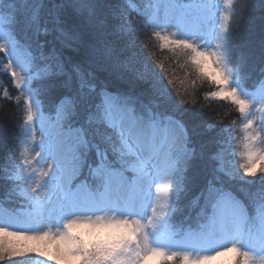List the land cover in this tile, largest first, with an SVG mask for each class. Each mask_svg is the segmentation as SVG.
I'll use <instances>...</instances> for the list:
<instances>
[{
  "label": "snow or ice",
  "instance_id": "1",
  "mask_svg": "<svg viewBox=\"0 0 264 264\" xmlns=\"http://www.w3.org/2000/svg\"><path fill=\"white\" fill-rule=\"evenodd\" d=\"M227 4L222 20L216 0H147L143 10L130 0L8 5L12 24L32 43L22 45L14 27L0 32L15 86L27 91L26 120L0 166V179L11 186L5 200L19 197L15 208L0 202V264L31 256L43 264H208L224 256L228 264H264V149L256 146L264 137L248 134L242 172L225 169L221 149L193 138L184 102L167 111L174 82L137 67L116 44L151 28L164 48L190 57L199 77L217 87L211 96L230 100L251 129L258 101L241 86L244 61L232 38L250 5ZM21 49L35 66L33 73L23 60L17 64L23 78L13 67ZM91 58L107 62L119 84L99 80L86 66ZM215 127L209 122L206 130ZM197 169L208 171L191 201L196 219L176 227ZM236 183L246 199L233 191ZM116 224L125 227H110Z\"/></svg>",
  "mask_w": 264,
  "mask_h": 264
},
{
  "label": "trees",
  "instance_id": "2",
  "mask_svg": "<svg viewBox=\"0 0 264 264\" xmlns=\"http://www.w3.org/2000/svg\"><path fill=\"white\" fill-rule=\"evenodd\" d=\"M113 4H119L121 0H110ZM129 2V0H125ZM240 0H236L234 5ZM250 5L242 14L240 22L232 30V38L237 48L234 50L236 57H243V79L241 86L247 92L256 91L264 84V0H245ZM19 0H5L0 8L8 11L12 16L14 8L8 5H16ZM131 7L136 10H143L147 0H130ZM135 15V13H133ZM144 12L141 11V16ZM141 17H137L140 19ZM147 24V22H145ZM11 27L15 28L16 35L23 43H32L29 34L17 23ZM127 33V29H125ZM116 44L124 50L127 56H133L137 67L147 66L157 75H161L166 81L172 80L171 85L173 97L169 93L170 99L167 104V111H172L178 101L184 103L180 105L183 112V119L193 131V138L196 140L213 142L214 150L221 149L220 163L227 170H237L242 172L240 167L243 164L242 150V114L238 108L229 100H221L211 96L212 91H217V87L210 81L199 77L198 73L191 66L190 57L173 51L171 48H164L162 42L155 35V32L145 26L142 31L132 34H124L116 39ZM35 45L33 44V50ZM8 57L0 53V166L3 165L8 150L12 144L13 136L20 131L21 125L26 120L25 100L27 91L22 86H15L8 68ZM161 65L163 68H161ZM96 72L101 81L109 83L111 86L118 85L119 81L111 73V68L102 58H91L86 65ZM42 106L45 110L49 107V101L42 98ZM209 122L215 123L216 127L212 131L206 130ZM197 133H202L198 136ZM220 141V144H216ZM199 171V169H197ZM207 169L198 173L197 182L191 186V190L185 194L181 200L182 211L175 216L176 227L182 224L191 223L196 219V211L191 201L199 193L207 178ZM3 171L0 170V176ZM11 186L0 179V202L4 207L15 208L19 206V197L13 195L10 200H5V195ZM259 185L251 186L252 190H258ZM233 191L241 199H246L245 191L236 183L232 185ZM185 217H189L185 220ZM21 260V259H20ZM23 261V260H22ZM15 264V262H7Z\"/></svg>",
  "mask_w": 264,
  "mask_h": 264
},
{
  "label": "rangeland",
  "instance_id": "3",
  "mask_svg": "<svg viewBox=\"0 0 264 264\" xmlns=\"http://www.w3.org/2000/svg\"><path fill=\"white\" fill-rule=\"evenodd\" d=\"M235 1L236 0H234V3H235ZM4 2H5V0H0V6H2V4ZM208 2H212V0H208ZM216 3L219 4V8L216 10L217 11V20H222V17L224 15L223 10L228 8L227 0H216ZM12 17L13 16L8 11L0 8V32L7 33V32L12 30V28H13V27H11ZM217 27H218V25H217ZM162 34L170 35L171 33L169 32V33H162ZM20 42L22 45L24 44L22 41H20ZM13 59L16 61V64H14L13 67H15V70L17 72L21 73L22 78L25 77L26 74H25L23 69L16 66L22 60L25 62L28 70L32 71L34 73L35 66L28 61L27 56L23 52V49H21L18 53H15L13 56ZM245 94L249 95L250 97H255L258 102L256 103V105L254 107L253 115H252V119L255 121L253 128L245 129L244 125L247 121L245 119V116L242 114L243 118L241 121V126H242V150H243V152H244V144L247 143V137H248L249 133H258L261 137H264V124H262V122H264V105L259 103V99L261 97H264V84H262L256 91L245 92ZM37 139H38V137H37ZM256 146H257V148L264 149V143L257 142ZM243 159H244V157H243ZM243 163H244V161H243ZM164 183H166V181H162L161 186H163ZM4 208L7 209L6 207H4ZM4 222L5 221L2 219V215H0V223H4ZM205 254H208V253H205ZM17 259H21V258H17ZM43 260H44V258H41L39 256L24 257L21 259V264H43ZM229 260H230V257L224 256V257H219L215 260L209 261L208 264H228ZM12 262H15V261H12Z\"/></svg>",
  "mask_w": 264,
  "mask_h": 264
},
{
  "label": "clouds",
  "instance_id": "4",
  "mask_svg": "<svg viewBox=\"0 0 264 264\" xmlns=\"http://www.w3.org/2000/svg\"><path fill=\"white\" fill-rule=\"evenodd\" d=\"M110 227L114 228V229H121L124 228V225H120V224H116V225H111Z\"/></svg>",
  "mask_w": 264,
  "mask_h": 264
}]
</instances>
